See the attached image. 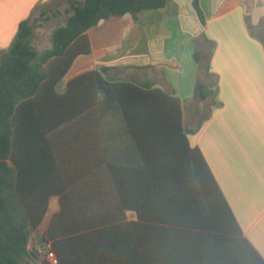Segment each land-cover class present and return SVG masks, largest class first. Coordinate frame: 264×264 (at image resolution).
Masks as SVG:
<instances>
[{
    "label": "crops",
    "instance_id": "obj_1",
    "mask_svg": "<svg viewBox=\"0 0 264 264\" xmlns=\"http://www.w3.org/2000/svg\"><path fill=\"white\" fill-rule=\"evenodd\" d=\"M49 1L0 0V53L10 48L20 24L33 21ZM193 1L198 2L204 24ZM88 35L92 53L79 56L62 78L57 87L61 103L45 105L48 140L28 144L31 171L45 177L38 193L49 195L42 230L60 213L62 201L81 209L77 216L82 221L151 223L139 218L136 207L146 212L152 201V161L159 167L173 163L170 174L166 168L154 170L166 186H159L164 194L155 198L163 213L164 195L179 194L183 183L195 195L198 192L194 168L184 163V157L198 149L242 238L264 261V0H169L157 11L103 21ZM195 55L199 66L193 62ZM185 66L189 79L182 77ZM101 68L109 69L100 74L104 79L178 97L186 139L149 136L145 122L132 131L115 113L102 115L95 79L101 78ZM88 74L93 75L69 87ZM198 84L214 94L200 100ZM61 117L65 122L54 128ZM207 197L199 191L197 200L205 205ZM212 211L216 212L209 209L208 217L216 218ZM137 239L135 233L127 234L126 253L128 242L133 245Z\"/></svg>",
    "mask_w": 264,
    "mask_h": 264
},
{
    "label": "trees",
    "instance_id": "obj_2",
    "mask_svg": "<svg viewBox=\"0 0 264 264\" xmlns=\"http://www.w3.org/2000/svg\"><path fill=\"white\" fill-rule=\"evenodd\" d=\"M168 1L68 0L66 24L53 31L52 46L40 51L35 39L37 29L49 19L46 4L37 19L20 24L10 48L0 53V264H28L26 259H38L32 242L50 244L59 264H264L253 246L242 238L198 149L191 150L182 161L194 168L198 192L195 195L192 187L183 183L185 188L179 194L174 193L171 198L164 195L163 213L155 198L164 194L159 186L164 189L166 186L154 170L166 168L170 174L173 163L166 161L159 167L152 161L148 172L149 184L156 185L149 190L152 201L146 212L136 207L139 218L151 223L110 225L86 218L82 221L77 216L81 209L62 201L60 213L54 214L42 230L49 195L38 193L45 177L31 171L27 154L29 143L48 140L45 105L61 103L57 87L62 78L79 56L92 53L90 30L111 18L163 9ZM192 6L204 24L198 2L193 1ZM194 57L198 62L197 55ZM108 70L101 68L97 71L101 78H95L99 83L102 115L115 113L132 131L140 121L145 122L149 136L185 138L178 97L161 89L104 79L100 74ZM92 75L82 76L69 87ZM196 93L200 100H205L214 91L198 84ZM63 120L64 117L58 118L54 128ZM119 179L123 182L122 176H116L117 182ZM199 191L208 196V204L197 200ZM209 209L216 210L212 211L216 218L208 217ZM158 221L167 223H154ZM128 233H135L138 239L133 245L128 242L130 250L126 253Z\"/></svg>",
    "mask_w": 264,
    "mask_h": 264
},
{
    "label": "rangeland",
    "instance_id": "obj_3",
    "mask_svg": "<svg viewBox=\"0 0 264 264\" xmlns=\"http://www.w3.org/2000/svg\"><path fill=\"white\" fill-rule=\"evenodd\" d=\"M79 1H83V0H79ZM68 9H69L68 0H50L47 3L46 10L48 12L49 19L47 21H44L43 24L40 25V27L37 29V35L35 39L36 47L40 51L46 50L52 46L51 35L55 29L62 27L66 24V20L68 17V13H67ZM39 15H40V10L37 11L34 18L37 19ZM193 62L199 66L195 58L193 59ZM168 73L169 74L171 73L173 77L172 72L168 71ZM190 75L191 73L190 74L188 73L187 66H185V70L184 73L182 74V77L185 79H189ZM33 248H35V251L38 254V259L37 260L26 259L25 262L28 264H41L42 259L40 258L38 251L41 250L43 253H45L47 251V248L45 246L43 247L41 244L40 245L38 244V247H35L34 244Z\"/></svg>",
    "mask_w": 264,
    "mask_h": 264
},
{
    "label": "built area",
    "instance_id": "obj_4",
    "mask_svg": "<svg viewBox=\"0 0 264 264\" xmlns=\"http://www.w3.org/2000/svg\"><path fill=\"white\" fill-rule=\"evenodd\" d=\"M43 244L47 248V251L45 253H43L41 250L38 251L42 261H46L48 264H59V259L56 253L51 249L50 244L48 243H43Z\"/></svg>",
    "mask_w": 264,
    "mask_h": 264
}]
</instances>
